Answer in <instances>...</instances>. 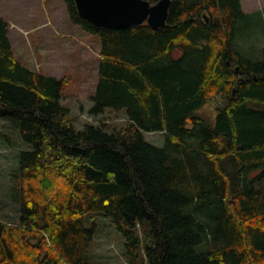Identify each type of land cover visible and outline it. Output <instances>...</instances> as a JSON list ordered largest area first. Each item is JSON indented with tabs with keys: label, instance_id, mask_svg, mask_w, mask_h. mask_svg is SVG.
Here are the masks:
<instances>
[{
	"label": "trees",
	"instance_id": "16d2710c",
	"mask_svg": "<svg viewBox=\"0 0 264 264\" xmlns=\"http://www.w3.org/2000/svg\"><path fill=\"white\" fill-rule=\"evenodd\" d=\"M63 1L100 39L89 113L127 120L76 128L67 80L23 65L0 16V117L32 146L19 152V221L0 219V264H97L88 212L113 220L128 264L141 248L147 264H264V47L254 60L234 46L240 0H170L159 28L97 27ZM211 94L224 102L209 124L197 110Z\"/></svg>",
	"mask_w": 264,
	"mask_h": 264
},
{
	"label": "rangeland",
	"instance_id": "374dc122",
	"mask_svg": "<svg viewBox=\"0 0 264 264\" xmlns=\"http://www.w3.org/2000/svg\"><path fill=\"white\" fill-rule=\"evenodd\" d=\"M240 2L247 16L240 22L234 46L245 57L260 59L264 47V0ZM0 16L8 23L14 56L23 65L67 80L61 103L69 108V119L76 128H82L86 123L101 122L110 128H119L126 123L122 110L106 109L95 116L89 113L92 105L90 96L98 80L100 39L70 20L63 0H50L48 4L46 0H0ZM223 102V96L211 94L197 114L212 124L217 107ZM144 136L156 146L164 145L165 134L162 132H145ZM31 147L21 138L17 121L0 117V219L6 222L19 221V152ZM255 174L256 170H253L248 176ZM85 224L95 227L86 251L90 261L128 264L124 236L110 217L88 212ZM139 233H142L141 227ZM140 257L142 264H147L143 248L140 249Z\"/></svg>",
	"mask_w": 264,
	"mask_h": 264
},
{
	"label": "water",
	"instance_id": "95a60500",
	"mask_svg": "<svg viewBox=\"0 0 264 264\" xmlns=\"http://www.w3.org/2000/svg\"><path fill=\"white\" fill-rule=\"evenodd\" d=\"M79 15L97 27L125 28L147 23L159 28L166 22L170 0H74Z\"/></svg>",
	"mask_w": 264,
	"mask_h": 264
},
{
	"label": "crops",
	"instance_id": "0c3cea01",
	"mask_svg": "<svg viewBox=\"0 0 264 264\" xmlns=\"http://www.w3.org/2000/svg\"><path fill=\"white\" fill-rule=\"evenodd\" d=\"M50 2V0H46V4H48ZM47 6V5H46ZM46 14H48L47 10H46ZM47 19V18H46Z\"/></svg>",
	"mask_w": 264,
	"mask_h": 264
}]
</instances>
